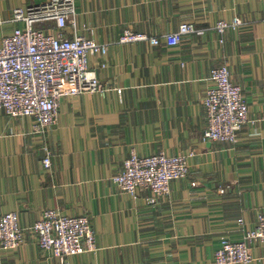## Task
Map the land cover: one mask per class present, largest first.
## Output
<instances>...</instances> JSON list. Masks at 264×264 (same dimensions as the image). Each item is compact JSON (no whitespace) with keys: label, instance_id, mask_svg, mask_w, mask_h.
<instances>
[{"label":"crops","instance_id":"0c3cea01","mask_svg":"<svg viewBox=\"0 0 264 264\" xmlns=\"http://www.w3.org/2000/svg\"><path fill=\"white\" fill-rule=\"evenodd\" d=\"M45 1L0 0V40L17 27L16 9ZM75 9L64 34L109 46L88 60L108 91L64 97L45 136L33 119L0 111V215L17 213L26 230L48 209L89 217L98 250L71 264H212L221 241H240L264 210V0H75ZM234 18L244 25L218 34L217 22ZM183 24L195 32L175 47L119 44L126 30L162 37ZM222 66L249 105L250 122L234 146L202 140L205 92ZM132 152L193 153L190 177L150 206L148 189L131 196L112 182ZM252 255V264H264V244ZM0 264L61 263L28 231L21 247L0 249Z\"/></svg>","mask_w":264,"mask_h":264},{"label":"built area","instance_id":"2783aa9c","mask_svg":"<svg viewBox=\"0 0 264 264\" xmlns=\"http://www.w3.org/2000/svg\"><path fill=\"white\" fill-rule=\"evenodd\" d=\"M75 16V0H46L38 6L19 8L10 20L17 27L0 40V111L11 118L33 119L34 132L42 136L57 125L64 97L108 91L96 73L89 71L88 60L91 56H106L109 46L79 36L68 38L64 30L74 24ZM243 25L240 18L231 22L221 20L215 30L224 36ZM55 30L58 34H54ZM194 32L192 24H183L178 32L163 37L126 30L119 44L165 43L175 47L183 36ZM209 81L203 101L208 120L203 140L236 144L249 122V105L242 88L232 82L227 67L213 69ZM189 158L187 154L140 157L133 152L113 181L131 196L140 188L150 189L153 198L148 203L155 206L160 198L170 194L172 181L187 175ZM42 165L45 170L52 168V152L48 147L43 149ZM259 224L257 231L242 242L221 241L213 264H252L250 246L264 241V216ZM28 231L36 234L39 248L61 264H71V258L97 251L90 218L66 216L55 209L46 210L29 230L20 227L17 213L0 215V249L21 247Z\"/></svg>","mask_w":264,"mask_h":264},{"label":"rangeland","instance_id":"374dc122","mask_svg":"<svg viewBox=\"0 0 264 264\" xmlns=\"http://www.w3.org/2000/svg\"><path fill=\"white\" fill-rule=\"evenodd\" d=\"M182 26V25H181ZM147 35V34H146ZM150 37H153V36H150ZM163 37V36H162ZM222 67H227V66H222ZM221 68V67H220ZM228 68V67H227ZM228 70H229V68H228ZM230 71V70H229ZM230 75H231V72H230ZM210 76H211V74H210ZM236 85V84H235ZM239 86V85H238ZM210 87V86H209ZM208 87V88H209ZM208 88H207V90H208ZM207 90H206V92H207ZM206 92H205V96H206ZM205 96H204V99H205ZM204 101V100H203ZM248 103V102H247ZM249 122H250V120H249ZM248 122V123H249ZM247 123V124H248ZM246 126V125H245ZM244 126V127H245ZM207 128V127H206ZM206 130V129H205ZM205 130H204V132H205ZM204 132H203V134H202V140H203V136H204ZM238 139H239V137H238ZM203 142H212V141H204L203 140ZM223 143H228V142H223ZM237 143H238V141H237ZM236 143V144H237ZM228 144H231V145H236V144H232V143H228ZM133 153V152H132ZM135 153V152H134ZM161 154H164V153H161ZM161 154H158V155H161ZM138 155V154H137ZM164 155H166V154H164ZM179 155H181V154H179ZM187 155H189L190 156V158H189V160H188V163H187V166H188V173H187V175L184 177V178H181V179H179V180H187V179H189V177H190V174H191V166H190V159L192 158V156H193V153H189V154H187ZM139 156V155H138ZM151 156H154V155H151ZM166 156H168V155H166ZM177 156V155H176ZM140 157H149V156H140ZM170 157H173V156H170ZM115 177V176H114ZM113 177V178H114ZM113 178H112V182L116 185V183L113 181ZM174 181H178V180H174ZM174 181H172V182H174ZM172 182H171V184H172ZM171 184H170V194H171ZM117 187H118V189L119 190H121L122 192H125V193H127L126 191H124V190H122L118 185H116ZM192 186L193 187H196V183H192ZM231 188V186H226L225 188H221V189H219V192L221 193V194H223V193H225V192H223V191H225L226 189H230ZM141 189V188H140ZM139 189V190H140ZM145 189H147V188H145ZM138 190V191H139ZM152 194H153V192L150 190V189H148ZM128 194V193H127ZM169 194V195H170ZM169 195L167 196V197H169ZM167 197H164V198H167ZM151 198H153V196L151 197ZM151 198H149V199H151ZM164 198H160L159 199V201L161 200V199H164ZM149 199H147V204L149 205V203H148V201H149ZM158 204H159V202H158ZM150 206H152V205H150ZM156 206V205H155ZM261 216H264V210L262 211V212H260L259 214H258V216H257V221H256V226H255V228L253 229V230H251L250 232H248V233H246L243 237H242V239L240 240V241H232V240H230V239H225V240H229V241H231V242H233V243H238V242H242L244 239H245V237H247L250 233H253V232H255V231H257V228L259 227V219H260V217ZM241 225H243L244 223L242 222V221H240L239 222ZM96 239H97V237H96ZM222 241H224V240H222ZM257 243H262V244H264V241L263 242H261V241H258V242H256V244ZM253 245H255V244H253ZM253 245L252 246H250L251 248H250V250H251V253H252V247H253ZM97 250H98V246H97ZM96 252V251H95ZM89 253H94V252H89ZM253 256V255H252ZM213 264V263H212Z\"/></svg>","mask_w":264,"mask_h":264}]
</instances>
